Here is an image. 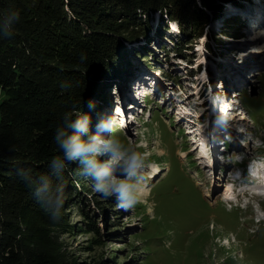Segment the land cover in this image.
Here are the masks:
<instances>
[{"label":"rangeland","instance_id":"374dc122","mask_svg":"<svg viewBox=\"0 0 264 264\" xmlns=\"http://www.w3.org/2000/svg\"><path fill=\"white\" fill-rule=\"evenodd\" d=\"M252 3L264 20V1ZM222 11L225 17L212 16L202 36L182 54L172 48L173 42L185 45L186 40L174 22H166L167 36L151 33V43L135 42L150 52L143 58L131 53V66L114 74L109 106L91 130L113 112L120 127L112 135L124 147L131 141L135 151L146 154L149 181L141 178L143 170L131 178L144 190L129 210L121 209L115 196L105 199L95 193L91 182L79 191L82 204L69 213L76 231L64 237L79 263L264 264V223L254 221L263 218L264 199L240 187L225 195L228 187L241 184L230 179L236 151L250 159L264 154L258 149L264 140V24L248 26L242 15L246 9L229 5ZM160 21L155 18L154 26ZM235 28L238 33L224 35ZM125 76L140 77L137 82L148 91L141 93L144 97L133 94L137 83L123 84ZM5 99L0 90V103ZM130 99L137 102L130 105ZM210 134L214 167L194 142ZM114 174L127 176L122 165L114 167ZM241 201L245 209L234 204ZM115 213L117 219L107 229L105 215ZM90 219L95 227H89ZM90 228L99 229L101 236Z\"/></svg>","mask_w":264,"mask_h":264},{"label":"trees","instance_id":"16d2710c","mask_svg":"<svg viewBox=\"0 0 264 264\" xmlns=\"http://www.w3.org/2000/svg\"><path fill=\"white\" fill-rule=\"evenodd\" d=\"M225 3L254 6L252 0H0V25L20 12L12 34L0 37V90L6 95L0 103V264H81L64 237L76 231L69 213L82 204L79 191L90 181L79 174V162H69L61 176L50 167L60 154L53 136L63 114L79 104L93 125L109 106L118 68L130 67L132 54L143 58L150 52L135 42L151 43V33L163 38L166 22H174L186 43L176 39L172 48L182 54L212 16L222 19ZM131 79L122 82L128 87ZM89 100L96 101L95 109ZM21 170L34 180L46 175L54 186H66L58 219L43 212ZM116 215H105L107 229ZM89 231L101 236L97 228Z\"/></svg>","mask_w":264,"mask_h":264},{"label":"clouds","instance_id":"9594fccd","mask_svg":"<svg viewBox=\"0 0 264 264\" xmlns=\"http://www.w3.org/2000/svg\"><path fill=\"white\" fill-rule=\"evenodd\" d=\"M19 20L20 12H11L3 25H0V37L11 35L13 24ZM135 87L136 85L133 86L134 90ZM88 107L95 109L96 101L89 100ZM91 124V116L82 115L79 104H73L71 110L63 114L62 123L56 127L53 136L60 154L50 160L52 174L61 176L69 162H79V174L87 177L95 193L101 194L105 199L115 196L121 209H133L140 202L144 185L131 182V178L137 174V170H143L141 178L146 177L149 181V166L145 165L146 154L135 151L131 141L129 147H124L112 135L114 129L120 127L119 119L113 112L96 123L94 133ZM105 133L108 134L107 137L104 136ZM118 165L123 166L127 176L121 178L114 174V167ZM18 175L33 189L32 194L43 212L58 219L66 202V186L63 183L54 186L46 175L35 180L23 170Z\"/></svg>","mask_w":264,"mask_h":264},{"label":"bare ground","instance_id":"6f19581e","mask_svg":"<svg viewBox=\"0 0 264 264\" xmlns=\"http://www.w3.org/2000/svg\"><path fill=\"white\" fill-rule=\"evenodd\" d=\"M132 84V83H131ZM133 84H136V83H133ZM141 86H142V84H141ZM144 86V85H143ZM138 90H139V87L137 88L136 87V91L134 92V91H132L133 92V94L134 95H136V93L138 94ZM138 96V95H137ZM137 99H135L134 100V103H136L137 101H136ZM126 101H128V102H132V100L130 99V101L129 100H126ZM123 114V113H122ZM133 118V117H132ZM211 148V147H210ZM209 157H210V159L209 160H212V163H210V165H212L213 167H214V165H215V157H213L212 156V151L210 152V155H209ZM259 166H261V170H259L257 173H258V175L256 174V176H257V183L259 184V185H256L254 188H252L251 190H253V193H259V194H261V193H264V165L263 164H260ZM211 167V166H210ZM259 168H257V170L259 169ZM220 185H218L217 187H219ZM258 186V187H257ZM257 187V188H256ZM233 189H232V187H228V189L226 190V192H225V195H227V196H231V195H233L232 194V191ZM241 191L243 192V193H246V191H247V189H241Z\"/></svg>","mask_w":264,"mask_h":264},{"label":"water","instance_id":"95a60500","mask_svg":"<svg viewBox=\"0 0 264 264\" xmlns=\"http://www.w3.org/2000/svg\"><path fill=\"white\" fill-rule=\"evenodd\" d=\"M231 3H225V4H223V8L221 9V10H223V9H225V7H227V6H229ZM216 7H218V6H216Z\"/></svg>","mask_w":264,"mask_h":264}]
</instances>
